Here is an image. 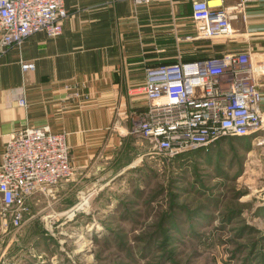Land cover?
<instances>
[{
    "label": "crops",
    "instance_id": "0c3cea01",
    "mask_svg": "<svg viewBox=\"0 0 264 264\" xmlns=\"http://www.w3.org/2000/svg\"><path fill=\"white\" fill-rule=\"evenodd\" d=\"M236 2L210 4L227 7ZM63 4L67 15L59 35L48 37L39 31L0 54V163L11 133L39 126L65 133L76 172L59 184L51 205L45 206L43 197L29 200L32 214H26L17 233L0 221V264H15L17 248H26L23 240L35 214L61 212L71 205L86 184L84 178L107 179L103 184L108 197H96V190L91 205L103 215L111 212L106 208L116 202L114 190L126 185L118 178L149 158L147 142L129 131V115L147 105L136 88L144 81L146 67L172 62L178 54L185 59L226 51H247L264 60V0H252L231 20L228 37L212 39L192 38L191 7L184 0H151L147 5L63 0ZM257 82L264 109V73ZM21 97L25 105L18 103Z\"/></svg>",
    "mask_w": 264,
    "mask_h": 264
},
{
    "label": "rangeland",
    "instance_id": "374dc122",
    "mask_svg": "<svg viewBox=\"0 0 264 264\" xmlns=\"http://www.w3.org/2000/svg\"><path fill=\"white\" fill-rule=\"evenodd\" d=\"M259 135L223 137L169 161L144 157L118 178L126 185L114 190L110 213L91 205L86 220L81 214L56 227L76 193L61 212L35 214L23 240L26 254L17 248L13 263L264 264V133ZM96 180L84 178L80 189L96 182V197L107 198V179ZM48 214L57 215L54 224ZM87 220L103 230L80 247L74 226L81 230Z\"/></svg>",
    "mask_w": 264,
    "mask_h": 264
},
{
    "label": "built area",
    "instance_id": "2783aa9c",
    "mask_svg": "<svg viewBox=\"0 0 264 264\" xmlns=\"http://www.w3.org/2000/svg\"><path fill=\"white\" fill-rule=\"evenodd\" d=\"M129 1L136 5L151 2ZM184 1L191 7L192 38L212 39L228 37L231 20L252 0H237L227 7L213 6L211 0ZM66 15L63 0H0V54L39 31L48 37L59 35ZM263 73L264 60L247 51H226L192 61L178 54L172 62L146 67L144 81L136 88L145 95L147 105L129 115V131L147 142L149 158L162 162L207 148L223 137L260 139L264 109L257 78ZM18 103L25 105L26 101L21 97ZM75 172L65 133L39 126L11 133L0 163L1 225L17 233L28 214L29 200L48 197L51 205L57 199L56 186ZM94 186L78 190L77 200L60 214L65 218L56 227L60 222H75L81 214L86 220L98 189ZM46 216L55 223L57 215ZM78 227L74 226L75 233Z\"/></svg>",
    "mask_w": 264,
    "mask_h": 264
},
{
    "label": "bare ground",
    "instance_id": "6f19581e",
    "mask_svg": "<svg viewBox=\"0 0 264 264\" xmlns=\"http://www.w3.org/2000/svg\"><path fill=\"white\" fill-rule=\"evenodd\" d=\"M112 205H113V203L112 204H109L108 206H107V208L106 209H112ZM82 229V231L80 230V227H78L77 228V231L79 232V230H80V232H81V234H80V239H81V241H82V244L80 245V247H84V246H86L87 245V237L86 236H92V235H94L95 233L96 234H99V232L101 231V230H103V228L102 229H94V227H93V225H91V224H89V225H85V227H81ZM85 233V234H84ZM96 236V235H95ZM89 242V241H88Z\"/></svg>",
    "mask_w": 264,
    "mask_h": 264
},
{
    "label": "trees",
    "instance_id": "16d2710c",
    "mask_svg": "<svg viewBox=\"0 0 264 264\" xmlns=\"http://www.w3.org/2000/svg\"><path fill=\"white\" fill-rule=\"evenodd\" d=\"M223 52H220V53H213V54H209V55H205L203 54L202 56H199V55H196V56H190V57H187V58H183L184 61H192V60H196V59H200V58H204V57H207V56H210V55H220L222 54ZM182 154H186V152L182 153ZM180 154V155H182ZM177 158V157H176Z\"/></svg>",
    "mask_w": 264,
    "mask_h": 264
}]
</instances>
